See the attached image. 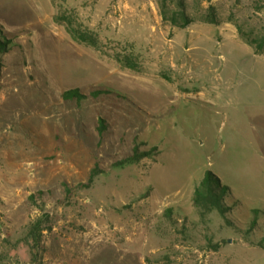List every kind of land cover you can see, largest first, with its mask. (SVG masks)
<instances>
[{
	"label": "rangeland",
	"instance_id": "374dc122",
	"mask_svg": "<svg viewBox=\"0 0 264 264\" xmlns=\"http://www.w3.org/2000/svg\"><path fill=\"white\" fill-rule=\"evenodd\" d=\"M175 2L0 0L3 264H264L243 226L264 215V58L222 42L238 36L230 14L261 34L264 0H184L185 28L165 20ZM59 4L100 49L54 21ZM209 5L220 24L200 21ZM133 146L151 156L116 166ZM206 171L243 207L228 223L192 203Z\"/></svg>",
	"mask_w": 264,
	"mask_h": 264
},
{
	"label": "trees",
	"instance_id": "16d2710c",
	"mask_svg": "<svg viewBox=\"0 0 264 264\" xmlns=\"http://www.w3.org/2000/svg\"><path fill=\"white\" fill-rule=\"evenodd\" d=\"M175 6L176 9L172 11L168 17H165V20L169 21L172 26L177 28H185L194 21L185 12L184 0H176ZM58 7H60V9L54 16V21L65 27L71 39L81 45L100 49V42L97 38V35L87 32L86 29H82L80 24L74 23L73 16L67 11V9L62 10V8H64L62 5L59 4ZM227 20L235 27L238 37L252 49L255 55L264 56V29H262L261 34H255V36L250 35L247 37L242 32V26L236 20L235 15L230 14ZM200 21L212 25H218L222 22V19L217 14L215 6L209 5L206 8L205 14L201 16ZM10 44L11 41L5 37L3 30L0 28V54L6 53L10 48ZM124 66L134 69L132 66H130L129 60H127V58L124 61ZM100 92L101 91L99 90L91 91L90 96L97 97L100 95ZM85 97L86 95L80 93L78 89H69L61 94V98L64 100L79 101ZM103 129V122L100 120L97 125L98 134L102 133ZM152 150L153 149L145 152H139L137 146H133L130 155L116 162V166L122 167L124 165L137 164L141 159L150 157ZM95 171L96 170L93 169L89 172L87 185L92 182V178L96 174ZM192 203L201 215L203 213L205 214L215 210L225 223H228L226 218L227 213L236 207L243 210L241 203L231 194L230 188L226 185H223L220 179L209 171L204 172V175L198 186H196L194 189ZM250 212L255 214L251 219H248L247 216H244L243 218L245 223L243 226L246 227V231L251 232L252 230H256L257 233L261 235L260 239L256 242V245L264 249V230L260 229L258 225L259 219L256 216L258 213H260L262 216L263 212L259 211V209H252ZM245 213L246 211L243 212V214ZM260 219L263 220L264 215ZM41 229L40 221H37L29 226L27 235L29 236L31 247L33 244L35 245V243H37V236L39 235ZM214 247L217 248L218 244H215ZM3 262L4 261L0 259V263L3 264Z\"/></svg>",
	"mask_w": 264,
	"mask_h": 264
},
{
	"label": "crops",
	"instance_id": "0c3cea01",
	"mask_svg": "<svg viewBox=\"0 0 264 264\" xmlns=\"http://www.w3.org/2000/svg\"><path fill=\"white\" fill-rule=\"evenodd\" d=\"M223 40H222V42L225 40V39H229V40H231L233 43H236L235 41H238V42H241L242 44L241 45H244L243 47H247L249 50H250V52L249 53H252V55H254V56H257V57H262V58H264V56H262V55H255L254 53H253V51H252V49L249 47V46H247L238 36H223V38H222Z\"/></svg>",
	"mask_w": 264,
	"mask_h": 264
},
{
	"label": "bare ground",
	"instance_id": "6f19581e",
	"mask_svg": "<svg viewBox=\"0 0 264 264\" xmlns=\"http://www.w3.org/2000/svg\"><path fill=\"white\" fill-rule=\"evenodd\" d=\"M202 96V95H201ZM204 96V95H203Z\"/></svg>",
	"mask_w": 264,
	"mask_h": 264
}]
</instances>
